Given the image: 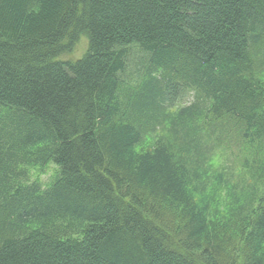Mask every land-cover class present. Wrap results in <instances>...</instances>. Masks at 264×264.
Returning a JSON list of instances; mask_svg holds the SVG:
<instances>
[{"label":"trees","instance_id":"obj_1","mask_svg":"<svg viewBox=\"0 0 264 264\" xmlns=\"http://www.w3.org/2000/svg\"><path fill=\"white\" fill-rule=\"evenodd\" d=\"M0 264H264V0H0Z\"/></svg>","mask_w":264,"mask_h":264},{"label":"rangeland","instance_id":"obj_2","mask_svg":"<svg viewBox=\"0 0 264 264\" xmlns=\"http://www.w3.org/2000/svg\"><path fill=\"white\" fill-rule=\"evenodd\" d=\"M87 39L85 36H81L79 37L78 42L76 43L75 47L73 48V50L70 53H66L61 55L60 60L66 61V60H70V61H76L79 60L83 57V55L86 53L87 51ZM144 58V54L142 52H140L137 48H132L130 49V56L128 59V69L126 71V73L124 75H122V80H124L127 84H133L135 85L136 81H138V75H137V69L140 66V62L141 60ZM131 85V86H133ZM193 99V93L191 91H186L183 92L179 99L176 102V105L172 108L169 109V112L171 114H174L175 112H177L178 108L181 106H186L189 103L192 102ZM231 150V149H230ZM217 156H220V153H217ZM225 161H230L234 163L236 170H242V165L239 162L238 158H230L229 154L228 156L225 154V157L223 160L219 159H215L213 162V164L215 166H220L221 164L225 163ZM55 167L53 165H49L48 167H46L45 169L41 170V169H31L28 168L26 169V172L28 173L27 175V183H33L38 185L39 187H43L45 185H48L52 182L54 176H55Z\"/></svg>","mask_w":264,"mask_h":264}]
</instances>
